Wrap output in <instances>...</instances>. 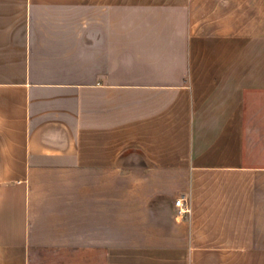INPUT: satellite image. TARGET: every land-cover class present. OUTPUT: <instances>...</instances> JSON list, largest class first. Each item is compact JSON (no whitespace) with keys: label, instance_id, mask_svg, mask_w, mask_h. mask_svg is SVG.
<instances>
[{"label":"crops","instance_id":"1","mask_svg":"<svg viewBox=\"0 0 264 264\" xmlns=\"http://www.w3.org/2000/svg\"><path fill=\"white\" fill-rule=\"evenodd\" d=\"M56 256L264 264V0H0V264Z\"/></svg>","mask_w":264,"mask_h":264},{"label":"built area","instance_id":"2","mask_svg":"<svg viewBox=\"0 0 264 264\" xmlns=\"http://www.w3.org/2000/svg\"><path fill=\"white\" fill-rule=\"evenodd\" d=\"M176 207L179 210L180 214H186L189 212V208L187 206V199L180 198L176 201Z\"/></svg>","mask_w":264,"mask_h":264},{"label":"rangeland","instance_id":"3","mask_svg":"<svg viewBox=\"0 0 264 264\" xmlns=\"http://www.w3.org/2000/svg\"><path fill=\"white\" fill-rule=\"evenodd\" d=\"M53 261H54V263H63V264H66L67 262H69L70 261V258H66V259H63V257L62 256H56V257H54V258H51ZM200 263L202 262V260L201 259H197ZM211 262L213 263V262H216L214 259H211ZM193 264H195L194 262H193Z\"/></svg>","mask_w":264,"mask_h":264}]
</instances>
